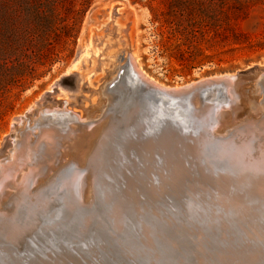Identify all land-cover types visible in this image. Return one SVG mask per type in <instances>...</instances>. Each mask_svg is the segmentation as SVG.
Segmentation results:
<instances>
[{
    "label": "rangeland",
    "instance_id": "obj_1",
    "mask_svg": "<svg viewBox=\"0 0 264 264\" xmlns=\"http://www.w3.org/2000/svg\"><path fill=\"white\" fill-rule=\"evenodd\" d=\"M71 1L79 6L80 0ZM170 1L86 0L71 54L66 56L65 46L56 44L60 61L9 96L10 107L0 118V161L13 152L8 139L18 117L26 115L15 148L21 144L23 150V137L31 138L33 151L24 157L21 172L31 166L26 196L35 189L40 195L38 200L26 197L25 210L21 206L17 211L22 212L17 219L24 221L22 235L0 233V264H264V160L258 161L255 150L246 156L234 151L230 143L238 140L225 138L220 127L230 118L213 116L214 110L225 113L232 106L233 116L240 119L250 115L252 106L264 113L258 91L250 97L259 94L257 105L253 99L243 102L249 98L245 93L233 96L232 106L224 92L208 98L215 107L209 110L207 128L198 126L184 108L160 102L155 118H142L131 138L118 131L123 122L118 100L123 106L131 96L125 91L119 98L121 85L127 83L121 79L117 84L113 68L123 65L130 79L127 60L166 87L264 67V0H252L242 14H230L225 0ZM168 8L175 14L183 9L195 25L209 27L190 40V52L181 53L188 50V40L168 32L163 14ZM90 30L94 52L80 67H72ZM249 84H243L246 91ZM109 88L114 95L110 110L105 109L106 131L86 172L85 159L65 154L71 150L66 141L74 120L70 115L87 117L77 123L90 128L99 111L85 113L101 105L100 90ZM134 90L141 95L140 88ZM262 124L263 118L259 126L241 124L233 135L240 140L250 136L257 147ZM48 131L55 142L48 139L51 144L44 145L40 134ZM175 133L184 135L175 140ZM5 212L13 216L16 209Z\"/></svg>",
    "mask_w": 264,
    "mask_h": 264
},
{
    "label": "bare ground",
    "instance_id": "obj_2",
    "mask_svg": "<svg viewBox=\"0 0 264 264\" xmlns=\"http://www.w3.org/2000/svg\"><path fill=\"white\" fill-rule=\"evenodd\" d=\"M91 33H92V30H90V35H89V38L87 40L88 42L84 46V51H83L82 56H81V57L84 58V60H86L88 58V56L92 52H94V47L95 46L93 47V44H92ZM124 52L125 51H123V53ZM78 62H79V59L77 61H75L74 64H72V67H77L76 64ZM134 63L130 60V62H129L130 65H129L128 64V60H127L128 70L131 71L133 77L130 76V79H128V77H126L127 73L124 72L123 65H118L117 67L113 68V71L116 70V72H117L116 75L113 76V78H115V80L118 82L117 84H120L119 81L121 79L123 80V83H127V85H124L125 88H120L119 98H120L121 94L123 92H125V91L128 92L127 94L130 95L131 98H132L133 94L136 95V96L138 95V96H140V98L138 100L141 101L142 109L143 110L147 109L149 112L151 111L150 113L149 112H141V118L146 119V118L149 117V118H151L153 120L155 118V116H156V113L158 112V110L156 108L158 106L157 104H159L160 102H167V103L169 102V103H173V104L177 105L178 108H184V110H186L190 114V116L189 115L188 116L191 118V115H192V117H194V115L191 112V111H193V108H194V113H196V114H198L199 112H201V114H202V113L208 112L211 109H214L215 106L213 108H211L212 106H210L209 103L208 104H205V103L208 102V100L211 99L210 97L214 96V94H216L218 96V93H220V92H224L227 95V99L229 100L227 102L228 106H229V104H231L230 106H232V104H234V99L235 98L233 96H238V95H241V94H244V93H245V96H247L249 98L243 97L244 99L242 100L240 98V101L242 100L243 102H245L247 104H250L251 102L254 101L253 104L257 105V103H256L257 102V98L256 97L259 95L258 93H260L263 96V99H261L260 103L262 104V109L264 110V82L262 81V79L257 78L258 77L257 75L253 76L252 79L249 81L250 84H249V87H248L247 91H246V87L245 86L237 85V82H238L237 81V82H234V84H231L232 86H234L233 89H231V90H229V89L224 90V88H222V87H216V90H214L213 93H212L213 90H210L209 92H206V95H209V96L207 98H205V100H203V102H202L203 106L200 107V105H198V103H197V101L195 99L196 98L195 96H196V94H198L200 92L204 93V91H206L207 88L198 86L196 89H194L193 92L190 93L193 96V101H192L193 103H191L189 101L190 100L189 95H187V97H186V95L185 96L183 95V96H181V98H183V99H181V98H179L180 97L179 94H178V96H176V95H173L171 92H173L175 90H179V89L180 90H186V89H189L190 87L196 85V83L207 81V80L217 79V78H220V77H224V78L233 77L235 74L214 75V76L205 77V78H202V79H199V80H196V81H192V82H190L188 84H185V85H182V86H179V87H166V86H163L161 84H158V82L154 81V79L152 80L151 77H148V75L142 69L135 68V64ZM123 72H124V74H122ZM130 87H131V90H129ZM134 87H135V89H138V88L141 89L140 90L141 95L137 94V91L134 90ZM148 89H151V92L142 95V93H145L144 91L147 92ZM254 89H255V91H258L257 96H253L252 98H250L252 96V94H253V90ZM149 94L151 96H153L154 99L153 98L150 99V97L148 96ZM186 94H188V93H186ZM100 95H101L100 100L102 102L101 105H99L97 107H94V105H93V106L90 107V110L87 113H85V116H89V115L91 116L93 112L99 111V113L94 116V118L97 117V120H95L96 119L95 118L94 122L98 121V123L92 125V123H94V122H92L91 125H88L90 127V128H88L89 129L88 130L86 124L77 123V121H81V120H85L86 121V119H88L87 117H86V119H83L82 118L83 115H82V116H80L81 119H79V118H73V116L70 115L71 119H74V120H70L71 124L69 125V131H67V133H71V135L69 134L70 136L67 137L68 139H66L67 142H70L69 145L71 147V150L68 148L69 150L65 151V154L68 155L70 158L71 157H73V158L77 157L78 158V156H79V158L81 157V158L85 159L86 163H88V166L85 165L86 172H87V169L90 166L91 158L93 157V155L95 154L96 150L99 147L100 139H101V136H102L101 134H104L103 131L104 132L106 131V127L105 126H106L107 121H106V119L103 120L104 117H105V115H104L105 114V109L110 110L109 106H111L112 103H113V95L114 94L110 91V88L109 89H104V90L101 89L100 90ZM125 97L126 96H124V97L122 96V98H125ZM240 97H242V96H240ZM187 98L189 100H187ZM252 99H253V101H252ZM218 101H219V99H217V101H216V103H217L216 106L217 107L220 104ZM119 102H120V100H118L117 106H120ZM127 103H129V102H127ZM126 104H124L123 107ZM248 106L251 107L250 105H248ZM233 107L234 106L231 107V111H225V113H223L221 111L217 112L215 110H214L215 113L212 112L214 118L218 117V116L220 117L221 120H222L221 117H223V116H227L228 119L230 118L229 120H225V122H222L220 127H223L221 129L224 131L223 133L226 136L225 138H235L236 140H238V142L237 143H235V142L234 143H230L228 141V139H226V143L233 144V147L235 148L234 151H237L238 153H240V154H242L244 156H246V154H248L250 149L251 150H255L258 153V155H257L258 161H263L264 160V134L262 136L258 137L257 147H254L252 145V143H251L253 141L252 137L244 136L245 138L240 140V138L236 137V133L233 135V132H236V129L238 128V126L241 125V124H244V123L245 124H255V123H257L258 126H259L261 124L262 118L264 119V113L259 114L257 112V110L259 108H256V107L254 108L252 106L251 110L249 109V111H248V113H250V115L249 116L247 115L246 117L240 119L238 115L233 116V114H235ZM62 109H65V108H62ZM108 112H106V113H108ZM259 115L260 116L262 115V116L259 117ZM138 116L140 117L139 114H138ZM230 116H233V118L230 117ZM61 117H63V116H61ZM90 119L93 120L91 117H90ZM216 120H218V119H216ZM109 121H108V123H109ZM208 121H209L208 119L207 120L205 119V120L201 121L199 126H205L206 125V128H207V126H209ZM89 124H90V121H89ZM225 125L232 126V127L230 129H228V130H225V128H224ZM233 125H235L234 128H233ZM260 131L261 132L264 131V124H262V126H260ZM52 133L48 131V132H45V133L43 132V133L40 134L41 138L43 139V144L44 145L47 144V143L51 144V143L48 142V139H49V141H50V139H53L52 142L53 143L55 142ZM64 133H62L63 136L65 135ZM60 135H61V133H60ZM58 137L59 136H57V138ZM23 138H24V139H22L23 140L22 141L23 142V150H22V146H21L20 141H19L18 143L20 145L17 147V149L16 148L13 149V152L10 154V156L7 157V160L5 159L3 161V159H2L0 161V199H1L0 200V208H1V206H2V208H4V209H0V224H5L4 221L9 219L10 217H12V214L6 215L5 211H7L8 208H10V210H11V208L12 209H16V212L19 211V210L22 211L21 210L22 209L21 206L23 207L25 205L23 203V201H25L26 197H34L36 200H38L39 195H40L39 190L35 189L36 193H34L32 195H28L27 194V196H26V192L28 191L27 188L30 187L28 185V182L30 181L29 180V176L32 174L30 172V167L31 166L29 165L30 167H28L29 168L28 172H29L30 175L28 174V172L27 173L21 172V168L24 165L23 162H24L25 158L28 157V154L29 153L31 154V151H33V150H32V148L30 146V143L32 142L31 138L29 136H25ZM37 138H38V136H37ZM57 141H58V139H57ZM25 154H26V156H25ZM81 158H80V160H81ZM27 160H28V158H27ZM78 161H79V159H78ZM37 163H40V161L37 162ZM86 163L84 162V164H86ZM14 164H15V167H14ZM249 164L250 163H248V165ZM38 165H40V164H38ZM74 166L76 167L75 164H74ZM22 169L24 170V167ZM33 175H34L33 176V178H34V177H36L37 174L35 175L33 173ZM30 177H32V176H30ZM81 177H86V176H81ZM62 178H64V177H62ZM31 180H33V179H31ZM37 181H39V180H36V182ZM90 185H89V187H90ZM5 186L11 187L13 189V191L4 190ZM33 192H34V190H33ZM1 196L4 197V199L1 198ZM80 199H81V197H80ZM26 201H25V203H26ZM81 201H84V200L81 199ZM1 203H3V204H1ZM26 205H27V203H26ZM29 205H28V207H29ZM28 207H27V210H29ZM31 207H33V206H30V208ZM24 208L25 207H23V209ZM7 214H9V212ZM20 214H22V212ZM14 216H15V214H14ZM25 222L27 223V220Z\"/></svg>",
    "mask_w": 264,
    "mask_h": 264
},
{
    "label": "trees",
    "instance_id": "obj_3",
    "mask_svg": "<svg viewBox=\"0 0 264 264\" xmlns=\"http://www.w3.org/2000/svg\"><path fill=\"white\" fill-rule=\"evenodd\" d=\"M182 1L187 0H171L169 4ZM225 1L230 14H242L252 0ZM84 4L86 0H80L79 6L71 0H0V118L10 107L8 98L13 91L23 90L60 61L56 44L65 46L66 56L71 54ZM163 14L170 35L188 40V50L181 53L190 52V40L209 28L195 25L183 9L175 14L168 8Z\"/></svg>",
    "mask_w": 264,
    "mask_h": 264
},
{
    "label": "water",
    "instance_id": "obj_4",
    "mask_svg": "<svg viewBox=\"0 0 264 264\" xmlns=\"http://www.w3.org/2000/svg\"><path fill=\"white\" fill-rule=\"evenodd\" d=\"M117 10V6L115 5L114 7H112V12L115 13ZM111 17V16H110ZM92 36V35H91ZM87 40L89 38V33H87L86 35ZM93 37V36H92ZM82 54H80L77 59L75 61H77L79 59V62L76 64L77 67L81 66V63L83 62L84 58L81 57ZM74 61V63H75ZM73 63V64H74ZM258 76L257 78L262 79V81L264 82V67L261 66H257L253 69H251V71L247 72V73H237L235 74L233 77H220L217 79H212V80H207V81H203V82H199L196 83V85L190 87L189 89L186 90H175L173 92H171L173 95L178 96V94L180 95L179 98H181V96H185L187 97V95H189L190 100L187 98V100H189L191 103H193V96L190 94L191 92L194 91V89H196L198 86L201 87H205L207 88L206 91H204V93L200 92L198 94H196V101L198 103V105H200V107L203 106V100H205V98H207L206 92H209L210 90H216V87H222L224 88V90H231L233 89L234 86H232L231 84H234V82H237V85H243L244 83L249 82L253 76ZM228 87V88H227ZM121 88H125L124 85H121ZM141 90V89H140ZM189 91V92H188ZM188 93V94H186ZM200 96V97H199ZM128 97V95H127ZM139 96L137 95H132V98L129 99V103H127L124 107L123 106H119V108L117 109V111L119 112V115H121V121L122 122V129L119 128L118 131L121 130V133H123L124 135L126 134L127 136H129L131 138L132 135H134L137 131L136 129L139 128L140 123H141V112H143L144 110L142 109L141 104L139 103V101H137V98ZM185 97V98H186ZM183 99V98H181ZM208 102H206L205 104H208ZM210 104V103H209ZM199 111V110H198ZM31 112V111H30ZM192 114L194 115L193 120H195L196 123H201V121L203 120H207L209 119V111L202 113L199 112L198 114L194 113V108L193 111H191ZM138 114L140 115V117L138 116ZM190 115V114H189ZM28 121V118L26 115L24 116H20L18 117V122L16 124L13 125L14 127V132L10 135L9 137V141L12 144L13 148L10 149H14L15 145L17 144V135L19 130L22 129V127L26 124V122ZM123 124L125 126H123ZM198 124V126H199ZM117 131V129H116ZM116 134V132H115ZM189 135V133H187ZM184 134L181 133H175V140L179 137H183ZM129 137H125L126 139H129ZM117 140V139H116ZM116 142V141H115ZM118 142V141H117ZM108 145L110 146V144L108 143ZM199 146V145H198ZM182 149H180L181 151ZM214 151L216 152V150L214 149ZM219 152V151H218ZM8 157V156H7ZM18 215H20L16 212L15 216L13 215L12 217H10L9 219L5 220V224H0V233H5L8 236H13V237H17L18 235H22L23 232V225L22 222L19 219H17V217H19Z\"/></svg>",
    "mask_w": 264,
    "mask_h": 264
}]
</instances>
